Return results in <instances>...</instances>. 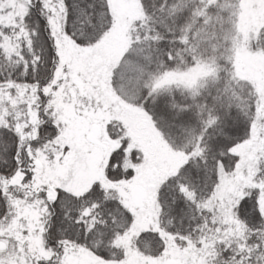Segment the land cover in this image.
<instances>
[{
	"label": "snow or ice",
	"instance_id": "obj_1",
	"mask_svg": "<svg viewBox=\"0 0 264 264\" xmlns=\"http://www.w3.org/2000/svg\"><path fill=\"white\" fill-rule=\"evenodd\" d=\"M0 264H264V0H0Z\"/></svg>",
	"mask_w": 264,
	"mask_h": 264
}]
</instances>
